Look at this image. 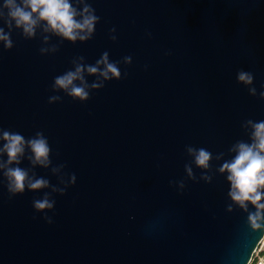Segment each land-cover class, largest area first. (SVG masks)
<instances>
[{
	"label": "water",
	"instance_id": "95a60500",
	"mask_svg": "<svg viewBox=\"0 0 264 264\" xmlns=\"http://www.w3.org/2000/svg\"><path fill=\"white\" fill-rule=\"evenodd\" d=\"M85 2L99 22L73 42L44 21L32 37L10 28L0 0V28L13 43L0 41V130L26 140L42 132L51 148L47 167L33 165L27 147L18 165L47 188L12 196L0 170V264H249L264 213L253 229L256 208L231 199L220 168L238 143H251L248 121H264V0ZM105 52L119 80L87 72ZM78 65L84 102L53 90ZM240 71L252 84L238 81ZM188 147L210 152L209 167ZM46 194L54 209L37 212L33 201Z\"/></svg>",
	"mask_w": 264,
	"mask_h": 264
},
{
	"label": "clouds",
	"instance_id": "9594fccd",
	"mask_svg": "<svg viewBox=\"0 0 264 264\" xmlns=\"http://www.w3.org/2000/svg\"><path fill=\"white\" fill-rule=\"evenodd\" d=\"M78 3L84 4L82 11H77L73 7L70 0H5L4 8L8 9V20L5 21L11 28L13 24L16 28L22 29L23 33L32 37L35 35V28L40 21L46 22L45 31H52L57 35L75 42L77 39L86 41L91 38L95 31V26L99 22V17L95 14V9L85 0H77ZM3 13L0 12V17ZM77 17H80L77 19ZM115 32L113 28L111 30ZM112 40L116 37L112 36ZM0 41H4L5 47L11 49L13 43L9 35L5 34L3 28H0ZM55 50V49H53ZM41 52L47 49H41ZM124 63L131 64V56L124 57ZM104 65V70L99 71L98 66ZM84 67L78 65L75 71H69L63 75L57 76L54 79L53 90L62 89L74 99L81 102L87 101L90 98V93L87 90L88 85L84 83L82 72ZM89 74H97L103 77L104 80L113 78L119 80L121 78L120 68L115 62H109L108 53L105 52L101 59L97 61V66H88ZM126 75V74H125ZM239 82L250 85L253 82V74L250 72L240 71L237 74ZM80 80L81 85L74 82ZM103 83H93L91 88H103ZM254 95L255 88L249 89ZM264 98V93H261ZM60 97H49V103L58 101ZM251 132V143H238L234 151L237 153L231 162H225L220 168L221 172H227V179L231 183L229 196L238 203L241 208L247 209V205L251 203L256 212L250 214L248 219L251 222L253 229H260L262 226L258 221L264 213V121L253 122L248 121ZM0 140L3 141V146L0 147V156L6 154L7 161H0V170H3L2 175L7 181V190L12 195L23 194L25 190L37 191L49 186V181L43 178H34L29 176L27 170L19 167L21 157L24 156L25 147L29 148L32 153L30 157L33 165L40 164L47 167L49 164V154L51 148L47 138L42 132H37L34 137L25 139L19 133H12L6 130H0ZM189 154L194 155L195 164L201 168H208L211 159V153L200 148L194 149L188 147ZM15 165V166H14ZM63 167V165H62ZM189 176L192 175L191 168H187ZM205 179H209L205 177ZM76 176H70V183L75 184ZM182 186V185H181ZM66 188L53 189L64 194ZM55 200L49 199L46 194L42 199L33 201V207L37 212L47 213L54 209ZM231 210V209H229ZM47 223L51 224L52 218L44 216Z\"/></svg>",
	"mask_w": 264,
	"mask_h": 264
},
{
	"label": "built area",
	"instance_id": "2783aa9c",
	"mask_svg": "<svg viewBox=\"0 0 264 264\" xmlns=\"http://www.w3.org/2000/svg\"><path fill=\"white\" fill-rule=\"evenodd\" d=\"M249 264H264V236L255 250Z\"/></svg>",
	"mask_w": 264,
	"mask_h": 264
}]
</instances>
